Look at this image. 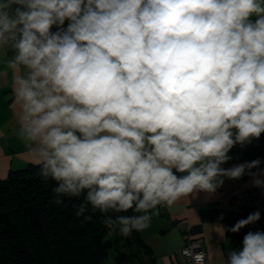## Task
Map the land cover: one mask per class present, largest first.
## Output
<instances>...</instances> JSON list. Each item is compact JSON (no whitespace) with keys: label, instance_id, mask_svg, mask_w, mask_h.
I'll list each match as a JSON object with an SVG mask.
<instances>
[{"label":"clouds","instance_id":"clouds-1","mask_svg":"<svg viewBox=\"0 0 264 264\" xmlns=\"http://www.w3.org/2000/svg\"><path fill=\"white\" fill-rule=\"evenodd\" d=\"M0 59L31 162L86 221L91 209L129 237L224 178L264 187L259 159L221 167L264 133V0H0ZM227 264H264V232Z\"/></svg>","mask_w":264,"mask_h":264},{"label":"trees","instance_id":"trees-1","mask_svg":"<svg viewBox=\"0 0 264 264\" xmlns=\"http://www.w3.org/2000/svg\"><path fill=\"white\" fill-rule=\"evenodd\" d=\"M54 186L36 165L0 181V264H103L111 250L116 264H157L140 231L123 237L91 209L85 213L91 220L78 217L80 201L65 198L56 204ZM247 233L230 231L232 245L241 249Z\"/></svg>","mask_w":264,"mask_h":264},{"label":"crops","instance_id":"crops-1","mask_svg":"<svg viewBox=\"0 0 264 264\" xmlns=\"http://www.w3.org/2000/svg\"><path fill=\"white\" fill-rule=\"evenodd\" d=\"M250 19L255 20L256 17ZM66 20L63 27L66 28ZM53 25L51 31H57ZM9 57L11 52L8 53ZM0 181L8 178L11 172L27 169L31 162L27 145L17 135L15 118V103L12 92L11 70L6 69L3 59H0ZM235 132V129H233ZM231 159L221 165L227 169L235 165L259 159L258 168L252 173L258 174L264 180V133L251 143L241 146L236 144L229 151ZM237 190L249 191L256 187L253 177L247 171L240 179L224 178V183L215 193L209 194L197 191L189 197L178 199L171 206H158L150 226L140 231V236L151 249L157 259V264H185L182 250L187 245V233L202 240L207 252L208 264H227L228 253L235 248L230 239V229L240 215V211L231 205L230 195L235 185ZM222 217V219H221ZM225 231V238L219 233ZM242 249V248H241Z\"/></svg>","mask_w":264,"mask_h":264},{"label":"built area","instance_id":"built-area-1","mask_svg":"<svg viewBox=\"0 0 264 264\" xmlns=\"http://www.w3.org/2000/svg\"><path fill=\"white\" fill-rule=\"evenodd\" d=\"M238 186L240 187V183L235 185L234 190L232 191L231 205L240 211L239 217L236 219L234 224L241 220L247 218V216L253 212H260V219L253 223L245 226L239 231L244 232H264V188H255L249 191L237 190ZM190 230L187 233V245L182 250V257L184 259L185 264H194V261L187 254V250H191L194 248L195 252L203 251L205 254L204 264H208L207 260V252L203 247L202 240L199 238H194L191 236Z\"/></svg>","mask_w":264,"mask_h":264},{"label":"rangeland","instance_id":"rangeland-1","mask_svg":"<svg viewBox=\"0 0 264 264\" xmlns=\"http://www.w3.org/2000/svg\"><path fill=\"white\" fill-rule=\"evenodd\" d=\"M116 258H117L116 252L114 250H111L107 261L104 262L103 264H116Z\"/></svg>","mask_w":264,"mask_h":264}]
</instances>
